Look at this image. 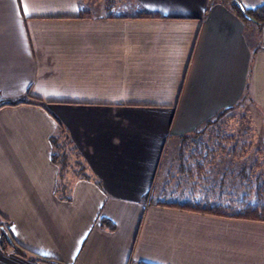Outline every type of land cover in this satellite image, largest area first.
Segmentation results:
<instances>
[{
    "label": "crops",
    "instance_id": "0c3cea01",
    "mask_svg": "<svg viewBox=\"0 0 264 264\" xmlns=\"http://www.w3.org/2000/svg\"><path fill=\"white\" fill-rule=\"evenodd\" d=\"M233 3L0 0V104L44 105L0 107V221L58 262L0 246V264H264V221L143 200L170 141L264 106V26ZM59 125L82 175L52 157Z\"/></svg>",
    "mask_w": 264,
    "mask_h": 264
},
{
    "label": "rangeland",
    "instance_id": "374dc122",
    "mask_svg": "<svg viewBox=\"0 0 264 264\" xmlns=\"http://www.w3.org/2000/svg\"><path fill=\"white\" fill-rule=\"evenodd\" d=\"M216 132L230 135L233 139L222 142L225 149L215 147L213 153L207 154L201 176L198 175L193 182L187 181L188 167H193L196 163L190 156L194 142L208 139L215 141L212 137ZM241 146H244L243 150L240 149ZM231 148H236L238 153L232 154ZM70 158L72 161L73 156ZM165 183L167 185L163 186ZM262 187L264 106L247 101L224 114L203 133L187 139L185 144L182 139L170 141L161 161L159 182L155 186L157 192L153 197L154 200L183 201L192 194L196 199H201L204 198L203 195L212 192L213 195L219 196H241L248 188H252L254 197L258 189H264Z\"/></svg>",
    "mask_w": 264,
    "mask_h": 264
},
{
    "label": "trees",
    "instance_id": "16d2710c",
    "mask_svg": "<svg viewBox=\"0 0 264 264\" xmlns=\"http://www.w3.org/2000/svg\"><path fill=\"white\" fill-rule=\"evenodd\" d=\"M233 5L235 10L238 12V14L242 17L244 21L245 20L253 21L257 25L258 29L264 26V4H262L261 6L255 9H247L244 8L242 5L243 8L242 10L237 7L236 3H233ZM137 16L158 17L159 15L155 13L147 12V13H139ZM20 102H28V103L44 106L41 101L37 100L36 98H31L28 101L23 100L19 102H4L0 104V107L4 105H15ZM228 112L229 110L220 111L213 119L207 121L197 131H195L191 135H184L182 137V143L185 144L187 139L192 137L195 138L197 135L203 133L210 125H213L217 120H219L224 114ZM212 139L215 141H211L210 139H208L206 141L199 140L198 142L197 141L194 142V148L190 156L192 160L193 159L196 160V163L193 167H188L189 171L187 172V178H186L187 181L193 182L196 178H198V175L201 176L202 170L204 169L203 165H205L203 164L204 160L207 161L206 155L209 153H213L215 151V147H218V149L220 148L225 149V147H223L222 142H228L229 140L233 139V137L230 135L225 136L221 132L220 133L216 132L212 137ZM53 146H54V151L52 154L53 159H55L56 162H60V165L64 166L63 168L66 167L69 168V166H71L73 167L72 170H74L75 174L82 175L81 172L84 170L83 160L80 154L77 152L76 147H74V145L69 142L68 135L60 125L58 126L57 134L53 138ZM243 147L244 146H241L240 149L243 150ZM230 152L232 154L238 153L236 148H231ZM71 156H73L72 159L73 165L70 164ZM191 168L194 170H192ZM213 193L214 192H212L209 195L206 194L204 198L201 199H196L192 194L183 201H167L166 199H164V200H155L154 202L151 197V189H150L149 192L145 194L143 200L146 205L154 203L157 205L174 207L184 211L199 212L203 214L237 218V219L264 221V189H258L256 194H254V197L252 195L253 193L252 188H248V190H246V192L241 196L228 197V196L213 195ZM99 223L101 226L108 227L109 229L114 228V223L105 217H100ZM7 224H8L7 221L1 219L0 246L3 250L7 251L8 249H12L19 255H22L24 257H29L32 260H36L40 262H46V263L57 262L54 259L34 253L22 247L21 245L17 244L11 238L8 230L6 229ZM134 264H150V263L141 261Z\"/></svg>",
    "mask_w": 264,
    "mask_h": 264
},
{
    "label": "water",
    "instance_id": "95a60500",
    "mask_svg": "<svg viewBox=\"0 0 264 264\" xmlns=\"http://www.w3.org/2000/svg\"><path fill=\"white\" fill-rule=\"evenodd\" d=\"M235 3H236V5H237V7L239 8V9H243L242 8V4L239 2V0H233Z\"/></svg>",
    "mask_w": 264,
    "mask_h": 264
},
{
    "label": "snow or ice",
    "instance_id": "6c2138e0",
    "mask_svg": "<svg viewBox=\"0 0 264 264\" xmlns=\"http://www.w3.org/2000/svg\"><path fill=\"white\" fill-rule=\"evenodd\" d=\"M24 12H25L26 15L28 14V13H27V8H24Z\"/></svg>",
    "mask_w": 264,
    "mask_h": 264
}]
</instances>
